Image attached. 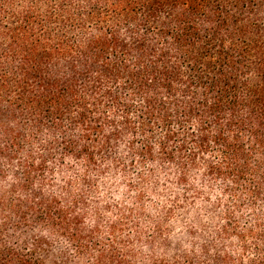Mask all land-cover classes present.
Listing matches in <instances>:
<instances>
[{
	"label": "trees",
	"instance_id": "obj_1",
	"mask_svg": "<svg viewBox=\"0 0 264 264\" xmlns=\"http://www.w3.org/2000/svg\"><path fill=\"white\" fill-rule=\"evenodd\" d=\"M0 264H264V0H0Z\"/></svg>",
	"mask_w": 264,
	"mask_h": 264
}]
</instances>
